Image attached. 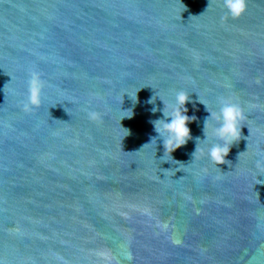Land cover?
Instances as JSON below:
<instances>
[{"label": "water", "instance_id": "95a60500", "mask_svg": "<svg viewBox=\"0 0 264 264\" xmlns=\"http://www.w3.org/2000/svg\"><path fill=\"white\" fill-rule=\"evenodd\" d=\"M226 11L0 0V264H264V0ZM34 71L42 105L25 111ZM181 89L196 119L172 159L152 121ZM221 98L246 119L217 166L193 154L200 100Z\"/></svg>", "mask_w": 264, "mask_h": 264}, {"label": "clouds", "instance_id": "9594fccd", "mask_svg": "<svg viewBox=\"0 0 264 264\" xmlns=\"http://www.w3.org/2000/svg\"><path fill=\"white\" fill-rule=\"evenodd\" d=\"M222 3L227 10L225 15H230L232 18L243 16L248 9V0H222ZM44 87L45 81L41 75L38 72H32L28 81L27 98L23 104L25 111H32L42 105ZM137 92L135 98L131 93H127L134 102L137 100ZM160 99L163 100L165 107L162 110L163 117L152 121L155 131L158 133V136L153 137L152 141L161 139L165 149L164 156L170 155L173 159L172 153L186 145L192 138L189 124L196 117L188 114L187 107L192 96L188 91L181 89L167 101L163 98ZM200 101L206 105L211 115L206 117L204 122L205 138L202 139L204 144L201 146V140L198 138L199 142L193 156H205L217 166L230 163L231 161L227 160V157L233 144L241 139L246 113L239 103L229 98H221L218 111H210L207 102ZM150 102H153V98ZM157 110V108L152 109L153 112ZM131 112L130 116L125 117H132L134 112L132 110ZM90 116L95 118L96 114L90 113Z\"/></svg>", "mask_w": 264, "mask_h": 264}]
</instances>
